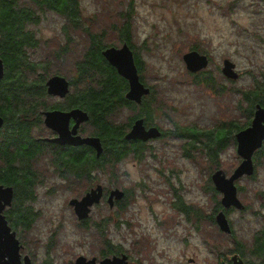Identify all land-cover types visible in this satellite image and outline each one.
I'll return each instance as SVG.
<instances>
[{"label": "rangeland", "instance_id": "rangeland-1", "mask_svg": "<svg viewBox=\"0 0 264 264\" xmlns=\"http://www.w3.org/2000/svg\"><path fill=\"white\" fill-rule=\"evenodd\" d=\"M27 1L19 0L21 5ZM79 2L81 18L76 24L55 11H47L38 22L27 26L34 38L33 45L23 50L28 62L25 81L44 79L45 83L59 74L70 81L71 88L65 99L47 92L25 93V120L34 121L33 137L45 146L27 164L34 177L30 191L25 190L23 195L15 192L17 199L23 200L18 203L15 197L14 204H25L31 213L30 219L25 211V220L30 219L25 231L20 222L14 227L25 243V254L31 255L35 264H76L79 255L98 256L108 248H120L131 256V264H222V260L230 263L228 256L234 254L246 264H264V250L257 251L264 241V148L255 153L254 174L235 181L244 208L226 211L231 233L212 219V213L222 206L223 194L214 191L211 182L215 170L222 169L229 176L242 161L237 140L233 134L229 137L233 130L216 127H228L230 123L248 126L254 105L260 101L252 102V95L264 89V0ZM127 22L131 32L128 43L139 55L141 77L152 90L149 98L162 109L158 112L151 106L154 120L158 113V122L167 134L150 142L141 158L136 156V147L119 161L106 154L109 171L100 180L106 186L128 189L129 197L123 208L116 207L112 212L121 222L120 227L113 229L110 222L109 229L100 233L92 225L102 212L107 213L106 207L94 212L88 226H80L70 204L71 199L85 195L95 178L56 173L59 170L51 157L60 159V153L42 141L51 132L41 111L73 103L87 88L98 87L95 80H100L102 73L92 69L81 74L79 62L99 43L101 49L122 47L123 25ZM202 49L214 57V71H218L224 57L236 62L240 76L234 83L226 82L225 91L215 92L204 85L200 74L187 68L183 55ZM138 111L139 107L119 103L109 119L124 127ZM184 128L216 129L213 138L195 141L182 134ZM83 130L96 133L98 127L90 120ZM214 136L227 141L218 146V141H209ZM3 164L0 158V167ZM180 200L204 211L205 220L199 230L186 220L178 207ZM9 211L15 220L23 217L18 207H8L6 213Z\"/></svg>", "mask_w": 264, "mask_h": 264}, {"label": "trees", "instance_id": "trees-1", "mask_svg": "<svg viewBox=\"0 0 264 264\" xmlns=\"http://www.w3.org/2000/svg\"><path fill=\"white\" fill-rule=\"evenodd\" d=\"M47 11H55L61 16H66L73 24L81 18L79 0H28L24 5H21L19 0H0V56L5 63V76L0 82V115L5 118V124L0 131V158L4 161L0 167V184L11 185L17 194L22 192V195L25 190L30 191V185L34 180L27 164L45 147L33 137L34 121L25 120V93L47 92L44 79L34 83L25 81V66L28 62L23 50L33 45L34 35L27 28L28 24L38 22L39 16ZM122 36L125 41H130L129 22L123 25ZM98 46L100 48L90 50L83 61L79 62L81 74L92 69L102 73L101 79L95 80L98 87L87 88L79 94L77 97L79 100H75L71 105L83 107L91 113V121L93 120L98 127L96 133L105 143L103 155L110 153L112 159H120L126 153L124 131L109 119V115L119 103L127 105L128 101L123 97L127 85L124 78L106 61L100 43ZM31 94L29 96L35 100ZM251 99L252 102L260 100V103H264V89L255 91ZM238 128L244 127L238 125ZM57 152L60 153L58 160L62 161L60 165H70L68 169L75 172L78 177L84 176V166L87 163L84 158L95 156L94 151L79 147ZM28 196L29 194H25V197ZM15 197L16 202L19 201L17 196ZM27 212L31 219V213ZM22 219L23 217L20 220ZM30 219L25 220V224H29ZM259 249L264 250V243L260 244Z\"/></svg>", "mask_w": 264, "mask_h": 264}, {"label": "water", "instance_id": "water-1", "mask_svg": "<svg viewBox=\"0 0 264 264\" xmlns=\"http://www.w3.org/2000/svg\"><path fill=\"white\" fill-rule=\"evenodd\" d=\"M103 56L108 62L116 68L119 75L124 77L129 82V90L126 97L130 100L140 102L144 95L150 93V88L146 87L140 80L138 68L135 63L134 53L131 47L125 42L122 47L114 46L106 47L102 51ZM187 68L196 73L200 69L207 66L208 59L206 56L199 53L197 50H191L183 55ZM235 65L230 61L225 62L224 73L232 78H239V73L234 70ZM5 76V64L0 56V82ZM46 90L49 95L66 97L70 92V81L59 74L49 77L46 81ZM75 120L74 125L70 126L71 119ZM89 120V114L83 109L76 107L71 110L53 109L44 112V124L56 131L57 136L48 138L49 141L56 142L61 145L80 146L83 144L90 145L96 150V155L100 156L103 151L101 138L98 136H82L78 134V128L81 123ZM5 124V118L0 115V131ZM159 130L155 127L146 129L143 125V120L139 119L135 122L132 129L126 134L127 139H143L158 136ZM237 151L242 157V161L235 169L234 173L227 178L222 170L214 173L213 179L216 187L223 193L222 204L225 208L235 206L239 209L244 208V204L238 198L237 187L235 180L243 175H253L255 172V164L253 160L254 153L262 148L264 144V106L256 105V110L251 124L237 132ZM15 189L11 185L0 184V264H21V254L19 240L16 237L15 231H12L8 225L7 219L3 211L13 202ZM102 195V187L98 186L87 192L81 199L73 198L70 204L74 206L75 213L79 219H84L88 216L90 206L99 202ZM124 192L119 189H114L111 192L110 202L113 203V198H122ZM217 220L220 228L226 233H231L232 229L224 211H221ZM233 264H244L238 254L228 256ZM27 261V258H26ZM94 260L87 261L84 256L77 259V264H89ZM128 256H114L106 258L100 264H127ZM222 264H227L222 260Z\"/></svg>", "mask_w": 264, "mask_h": 264}, {"label": "flooded vegetation", "instance_id": "flooded-vegetation-1", "mask_svg": "<svg viewBox=\"0 0 264 264\" xmlns=\"http://www.w3.org/2000/svg\"><path fill=\"white\" fill-rule=\"evenodd\" d=\"M125 42L129 45V43L127 41H125ZM102 51H103V49H102ZM132 51L134 53L135 63H136V66L138 68V73H139V76H140V80H141V82L146 87H149L144 82V80L141 77L142 76L141 75L142 67H141L140 57H139L138 54H135V52H134L133 49H132ZM199 53L202 54V55H204V56H206L207 59H208L207 66H205L204 68H202L198 72H196V73L200 74V80L204 83V85H210V87L215 92L220 93L221 91H225V89H227L226 88L227 87L226 82H229V83H232L233 82L234 83V82H236V80H238V78L237 79H232V78L228 77L224 73V71H223L224 66H225V62L228 60V61H230L231 63H233L235 65L234 70L239 73L238 68H237V64H236L235 61H233L229 57H224L221 60L220 64H219L218 71H214L212 69V63L214 62V57L212 56V54L209 53V52H207L205 49H202L201 51H199ZM106 61L108 62L107 59H106ZM108 64L112 68H114L116 70V68L113 67L109 62H108ZM116 72H117V70H116ZM119 76H121V75H119ZM239 76H240V74H239ZM223 79L225 80V82H223ZM124 81H125V84L127 85V87L125 88L126 90L123 91V97H124L125 100L128 101L127 102V105L128 106H133V107L136 106V107H139V111L137 112V114H135L134 116H132L130 118L129 124H127L124 127H122L123 128V131H124V137H123V139H124L125 144H126L124 146V149L126 150V153H124V155L121 156L120 159L124 158L126 156V154L130 150H132L131 149L132 147H136V151H137V155L136 156H137V158H141V157H143L145 148L148 145H150V142H153L155 140H159V139L163 138L167 133L162 128L160 122H158V113L156 115L157 116L156 120H154V117H155V115H154V108L151 107V106H154V104L152 103V98H149V96L152 93L151 87H149L150 90H151L150 93L147 94V95H144L142 97V99H141L140 102H136V101L130 100V99H128L126 97L127 92L129 90V82H128L127 79H124ZM69 94H70V92L66 95V97ZM54 97H57V98H60V99H65L66 98V97L61 98V97H58V96H54ZM257 104H261V105L264 106V103H260V102L255 103L254 109H253L254 110L253 117H254V113H255L256 105ZM124 105H126V104H124ZM76 107H79V108L83 109L84 111H86L89 114V120H87L86 122H83V123L80 124V126L78 128V134H81L82 136H98V137L101 138V136H99L98 133H90V134L85 133V131L83 130V126H84L85 123L90 122V120L92 118L91 117V113L89 111H87L85 108L80 107V106L71 105V103L66 104V105L58 104V105H54V106L50 107L47 110H45V109L42 110L41 113L43 115V122H44V112L45 111L53 110V109H62V110L68 111V110H71V109L76 108ZM155 109L158 112L159 111H162V109H159L158 107H155ZM165 115H163V116H165ZM253 117H252V119H253ZM139 119L143 120V125L145 126L146 129H150V128L155 127V128H157L159 130L160 134L158 136L149 138L147 140H143V139H139V138L138 139H127L126 138V134L132 129V127L135 124V122L137 120H139ZM252 119H251V121H252ZM251 121H250V124H251ZM74 123H75V120L72 118L71 121H70V126L72 127L74 125ZM126 127L127 128L129 127V129L126 130ZM47 128L51 132V135L50 136L43 137L42 141H44L45 144L50 145V148H54L57 151H63L62 149H64V151H65V150H67L69 148H78L79 147V148H88V149H90L91 152L94 151V153H95V156H90L89 158H84L85 160H87V163L84 166L85 167V171L83 173L84 174V177H86V178H92V179L95 178L94 179L95 181L93 180L92 184L89 187V190L86 191V193L89 192V191H91L92 189H96L98 186H101L102 187V195L100 197L99 202L94 203L92 206H90V211L88 213V216L86 218H84V219H79L78 216H77V214L75 213L74 206L73 205L71 206L73 208V210H74L75 215H76L77 223H80L81 224L80 226H88L89 223H90V221L92 220V215H94V212L97 209H103V207H106L107 208V213L106 214H103V212H102L101 215H100V217H99V219L96 220V222L94 223V225H92V227H95V230L96 231H99L100 233H104L105 230L109 229V224H110V222H112L111 226H112L113 229L119 228L120 225H121V222L119 221V219L117 220V219H115L113 217L112 212L116 209V207L123 208L126 205L125 204V201L129 197V191H128V189L123 188V187H120L119 185L117 186V185H114L113 184L112 186H106L105 182L100 180V177H102V175L105 174V171H109V169H107L109 167V165H107V161L110 160V159H107L106 156L103 155V153L105 152V143H104L103 139L101 138L104 151H103V153L100 156H97L96 155V150L92 146H90V145H86V144H83V145H80V146H73V145H68V144L61 145V144H58L56 142L49 141L48 138H53V137L57 136V133L53 129H51L49 127H47ZM216 128H229V131H232L233 130L232 132H230L229 137L233 134L234 135V139L237 140V137H236L237 132H238V130H237L238 125L237 124L230 123V125H228V127L227 126H220V127H216ZM216 128H214L213 131ZM188 129H194L195 132L191 134V133L187 132ZM213 131L212 132L206 131V130L200 131V130L195 129V128H184L182 130V134H184L186 136H189V137H192L196 141V140H200L201 137H206V136L209 137V138H213L212 137V135H214V132ZM209 141H211L213 143H216V141H218V143H216V144L218 146H222L224 144V142L227 141V139L222 142L220 140H216L215 139V136H214V140H209ZM237 146H238V143H237ZM262 148H264V144H263ZM51 152H54V150H52ZM255 153H254V156H255ZM254 156H253V160H254ZM51 159H52V162H53V164L55 166V169H58L59 170V171L56 172L57 174H67V173H71L73 175H77L75 172L70 171L68 169V168H70V165H68V166H62V165H60V164H62V161H59L55 157H51ZM120 159H117V160L119 161ZM112 160H114V159H112ZM254 162H255V160H254ZM109 163H113V162H109ZM218 170H222V169H217V170H215L212 173V175H211V182L213 183V189H214V191H216L219 194H221L222 192L217 189L216 183H215V181L213 179L214 173L217 172ZM223 172H224V174H225V176L227 178H230V176L234 173L233 172L231 175L228 176L225 173V171H223ZM244 176H246V175H243V177ZM236 187H237V185H236ZM114 189L122 190L124 192V195H123L122 198H119V199L113 198V203L111 204V202H110V197L111 196L110 195H111V192ZM237 190H238V188H237ZM14 198H15V194H14ZM14 198H13L12 204L10 206H7L5 208V210L3 211V214L5 215V217L7 219L8 225L11 227L12 231H15L16 237L19 240V244H20V250H19V252L21 254V264H35L34 258L31 255L25 254V252H24L25 243L22 240L19 239V237L17 236V231L14 228L15 226L18 225L17 224L18 223L17 220H18L21 223L23 230L25 231V226L29 225V224H25V210L29 211V209L28 208H25V204L22 207L21 206L20 207L19 206H16L14 204ZM81 198H78V199H81ZM222 198H223V196H222ZM222 198L220 199V204L222 205L221 208L219 210H215L214 213H212V219L217 223V225L219 227H220V225H219V222L217 220L218 214L221 211H224L225 214H226V211L227 210H229L231 207H235V206H231L229 208H225L223 206V204H222ZM8 207L9 208H12V207H18V208H20L23 211V219L20 220V218L18 216V213L16 214V216H18V218L16 220L14 219L13 215L11 214L12 212L9 211V214H7L6 213V209ZM178 207L185 214L186 220L187 221L189 220L194 226H196V229L199 230V228H201L203 226V223H204V220H205V213H204V211L201 208H196V207H193L192 208L189 204L186 205L181 200L178 202ZM29 223H30V221H29ZM263 243H264V241L261 242V245ZM118 247H119V245L116 248H118ZM259 248H260V244L258 245V248L257 249H259ZM259 251H263V250L259 249ZM124 254H126L128 256V263L127 264H131V262H132L131 261V256H129L128 253H126L124 250H122L120 248H118V249H111V250L108 248L107 251H103L98 256L97 255H94L92 257H89V256H86V255H79L77 257V259L79 257H81V256H84L87 259V261L94 260L95 264H100L106 258H113L114 256H123ZM26 258H27V261H26ZM77 259H76V264H77ZM190 261L193 262L194 259H191ZM89 264H94V263L93 262H89ZM227 264H233V262L231 261L230 263H227ZM244 264H246V263L244 262Z\"/></svg>", "mask_w": 264, "mask_h": 264}]
</instances>
